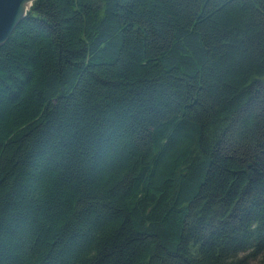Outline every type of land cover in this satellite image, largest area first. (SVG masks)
Listing matches in <instances>:
<instances>
[{"label":"trees","instance_id":"16d2710c","mask_svg":"<svg viewBox=\"0 0 264 264\" xmlns=\"http://www.w3.org/2000/svg\"><path fill=\"white\" fill-rule=\"evenodd\" d=\"M0 264H264V0H35L0 46Z\"/></svg>","mask_w":264,"mask_h":264},{"label":"water","instance_id":"95a60500","mask_svg":"<svg viewBox=\"0 0 264 264\" xmlns=\"http://www.w3.org/2000/svg\"><path fill=\"white\" fill-rule=\"evenodd\" d=\"M35 0H0V46L25 17Z\"/></svg>","mask_w":264,"mask_h":264}]
</instances>
